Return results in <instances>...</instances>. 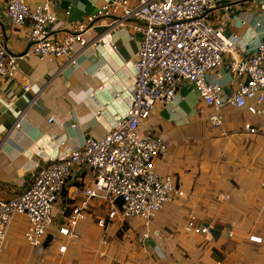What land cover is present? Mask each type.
Listing matches in <instances>:
<instances>
[{
  "label": "crops",
  "instance_id": "0c3cea01",
  "mask_svg": "<svg viewBox=\"0 0 264 264\" xmlns=\"http://www.w3.org/2000/svg\"><path fill=\"white\" fill-rule=\"evenodd\" d=\"M45 1L28 0L31 5ZM108 1L50 0L57 31L86 22ZM256 1L220 0L209 10V22L223 28L238 49L226 54L224 65L209 76L210 82L221 85L224 99L237 88L228 63L243 56L247 43L252 53L262 40L264 0ZM6 2L0 0V40L10 54L21 58L15 78L0 77V201L22 193L40 169L63 153L60 138H65L67 147L80 148L89 138H103L117 118L126 116L141 46V35L131 40V30L120 28L111 34L114 47L98 42L74 63L68 58L27 56L30 26L13 28ZM102 32L97 29L88 38ZM214 114L186 86L171 103L156 106L143 124V134L162 136L169 146L168 158L156 161V172L172 176L184 192L147 227L140 220L116 223L108 228L103 244L96 217L105 213L97 202L76 228V238L60 235L58 229L79 201L74 192L82 183L72 180L54 213L50 241L55 237L56 243L32 248L24 239L28 222L26 229L22 223L16 232L12 230L16 219L27 221L16 216L0 264H264V136L245 131L247 124L263 127L264 115L226 107L221 111L223 125L216 127L210 119ZM190 220L196 229L206 226L209 233L187 232Z\"/></svg>",
  "mask_w": 264,
  "mask_h": 264
},
{
  "label": "built area",
  "instance_id": "2783aa9c",
  "mask_svg": "<svg viewBox=\"0 0 264 264\" xmlns=\"http://www.w3.org/2000/svg\"><path fill=\"white\" fill-rule=\"evenodd\" d=\"M219 1L110 0L86 22L58 32L50 0L36 5L28 0H7L6 14L13 28L30 26L27 56L42 60L68 58L74 63L80 53L98 42L102 47H114L111 34L120 28L131 30V40L141 35V46L134 63L135 89L126 116L117 118L103 138H89L80 148L67 147L65 138H60L63 153L40 169L22 193L0 201V255L16 216L27 219L24 239L32 248L56 243L55 237L50 241L54 213L72 180L82 183L74 192L79 201L58 233L76 238V228L99 202L105 213L104 217H96L103 230V244L111 225L140 220L147 227L168 203L183 198L184 192L172 176L156 172V161L169 156L168 144L162 136L141 132L156 106L171 103L182 88L189 86L205 106L215 110L210 119L216 127L223 125L221 111L226 107L257 117L264 115V24H260L262 40L257 49L251 53L247 43L243 56L232 57L228 63L230 74L237 80L233 94L224 99L221 85L209 81L210 74L224 65V56L238 51L237 44L224 36L223 28L209 22V10ZM226 1L230 4L238 0ZM97 29H102V34L88 38ZM20 58L10 54L0 40V77L15 78ZM29 88L25 86V90ZM53 122L51 118L49 123ZM245 131L264 136V126L247 124ZM186 230L209 233L206 226L196 229L193 220ZM65 251L62 246L60 252Z\"/></svg>",
  "mask_w": 264,
  "mask_h": 264
},
{
  "label": "rangeland",
  "instance_id": "374dc122",
  "mask_svg": "<svg viewBox=\"0 0 264 264\" xmlns=\"http://www.w3.org/2000/svg\"><path fill=\"white\" fill-rule=\"evenodd\" d=\"M23 223V226H22V228H27V226H25V224L27 223V221L25 220L24 222H18V220L16 219L15 220V222L13 223V227H12V230L13 231H17L18 229H19V227H20V225ZM125 228V226H123V229ZM122 229V228H121ZM122 229V230H123ZM56 230V229H55ZM55 230L53 229V232H55ZM23 231V230H22ZM25 231V230H24Z\"/></svg>",
  "mask_w": 264,
  "mask_h": 264
}]
</instances>
